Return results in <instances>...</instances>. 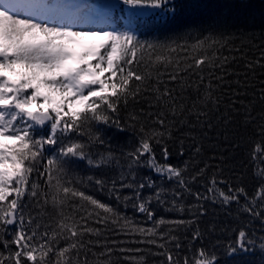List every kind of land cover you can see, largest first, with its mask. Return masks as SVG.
Instances as JSON below:
<instances>
[{"label":"trees","instance_id":"1","mask_svg":"<svg viewBox=\"0 0 264 264\" xmlns=\"http://www.w3.org/2000/svg\"><path fill=\"white\" fill-rule=\"evenodd\" d=\"M34 2H40L34 0ZM176 11L164 12L162 10L149 9L147 16H135V9L130 5H124L122 0H60L56 7H51L49 12L54 17L62 16L75 17L79 26L91 28L88 22L91 15L102 7L109 15L110 23H113V30L130 31L134 30L138 39L145 45L143 50H137V60L141 61L138 68L141 72H150L153 82L156 79V72L159 70L161 80L167 82L168 74L179 71L183 76V83L187 89L184 95L195 97L196 88L199 86V95L204 99L198 102V107L191 112H185L183 116L173 118L167 115V121H173L170 127L171 135H165L158 144L153 140L152 148L157 161L165 163L161 149L168 148L167 164L183 168L188 164V174H195L199 168L207 166L203 175L197 182L191 184L192 193H205L210 179L215 176L218 187L228 191V187H243L252 195L258 185L262 182L261 176L257 173L264 167L259 153L253 159V150L257 144L264 145V0H175ZM134 8V7H133ZM66 19V18H65ZM96 30L110 31L109 27L103 25L92 27ZM147 44L154 45L149 49ZM227 57L225 65L226 72L218 68L202 66L203 71L198 74L189 69L184 72L185 60L191 62L192 57L207 55L208 57ZM161 57L164 63L158 62ZM179 63V69L176 68ZM136 67V65H134ZM107 75V74H106ZM203 77V83H199L198 77ZM223 77V79H219ZM191 84V87L188 85ZM181 80L174 84L168 83V87H174L177 93L180 92ZM151 97H149V100ZM190 105L191 101H187ZM143 110V112L141 111ZM160 107L151 109L153 112L160 111ZM203 111L197 116V113ZM149 111L147 102L143 97L137 101L131 99L127 104L120 103L118 111L106 113L109 115V123L88 122L84 125L83 136L77 137L71 134V140L62 137L65 144L80 142L85 145L86 154L97 161L101 156L112 157V161L106 165L96 167L90 165L87 159H76L59 173L61 184L84 191L86 195L107 203L117 209L121 216H127L136 225L144 224L146 215L133 208V201H125L123 197L133 195V190L120 188L121 172L128 175V154L139 147L140 128H148L152 125L146 119ZM135 115L136 119L131 117ZM119 122V127L113 121ZM166 121V122H167ZM177 121H182L177 122ZM154 127L162 131L158 125ZM50 130V123L39 128V135H46ZM60 136V134H57ZM99 137V139H97ZM9 143H12L9 141ZM50 146L45 145L43 158L46 161L50 157L48 151ZM58 147V146H57ZM183 147V155L180 154ZM199 148L197 153L195 148ZM55 151V149H53ZM119 161V164L116 163ZM27 163V162H26ZM42 170V168H41ZM54 174L56 169H53ZM135 180L139 182L145 177H152L161 181L147 167H133ZM91 178V180L89 179ZM97 179L103 180V186L95 183ZM37 172L33 171L29 176V185L36 182ZM55 182V181H54ZM113 182L116 188L113 189ZM131 182V177H129ZM41 190L47 191L44 178L39 180ZM166 189L175 187L174 183L163 181ZM149 189H144L147 196ZM193 194L184 193L182 203L184 210H168L171 205H161L152 200L150 207L155 212V219L163 217L166 221L185 220L194 221L190 224H168L160 226V230L180 238L184 245L183 249L176 250L172 244L167 248L172 252L173 258L179 257L181 261L187 256L189 259L199 258L194 256L200 248H204L208 257L214 254L216 264H264V251L261 250V243H264V226L258 217H250L242 209L244 203L241 198L240 204L232 203L223 205L219 201L207 200L197 201ZM121 197L120 200L116 196ZM62 192L60 197H62ZM58 197V199L60 198ZM15 195L10 196L6 201H0V207L8 209V203ZM170 200V194L165 195ZM20 207L15 210L18 220L14 225H0V252L3 253L5 264H14L7 257L15 249V245L9 244L5 249L2 242L11 241L21 225L19 219L23 216L25 224L23 230L27 233L31 230L27 221L29 216L36 219V223L55 228L58 223L57 210L52 207L51 195L48 203L38 206L30 195L20 198ZM80 209L81 214L87 215L93 211V206L78 197L69 196L63 211L70 216H76L72 207ZM201 208L204 215H200ZM100 211V210H96ZM39 214V216H38ZM109 217L107 224H96L89 220L90 226L99 228V235H86L84 242L85 249L79 253V264H83L84 256L87 255L88 264H167L166 255H161L163 249L156 245L141 243L147 240L139 233L119 231L124 224L120 220L118 224L112 223V214H103ZM9 218V217H8ZM79 217L77 216V219ZM150 226V222H149ZM199 230L201 238L192 240V234ZM245 230L246 242H252L243 255L233 257L226 254L230 245L236 244L239 230ZM43 227L40 231L43 232ZM51 235V232H49ZM89 240L93 244H89ZM99 242L96 244V242ZM116 243H113V242ZM158 243H165L158 240ZM61 247L66 242L60 240ZM95 245V246H93ZM105 247L112 248L111 256L100 255ZM133 251L120 252L119 249ZM140 249L141 251H134ZM95 253V255H94ZM35 264H55L57 256L50 253L42 257L37 251ZM71 258L72 264H77V256L74 252L66 253L61 259ZM23 259V258H22ZM32 264V262H29Z\"/></svg>","mask_w":264,"mask_h":264},{"label":"snow or ice","instance_id":"2","mask_svg":"<svg viewBox=\"0 0 264 264\" xmlns=\"http://www.w3.org/2000/svg\"><path fill=\"white\" fill-rule=\"evenodd\" d=\"M122 2L134 8L162 10L173 14L177 8L175 0H122ZM39 7L40 5L34 0H0V201H6L10 196L15 195L7 206L11 211L0 207V225L16 223L14 213L20 207V198L25 195H30L41 207L43 206L41 202L47 204L51 195L52 207L57 210L59 219L56 227L51 228L36 223L37 218L29 216L27 224L29 226L35 224V226L26 233L23 230L25 221L21 216L19 219L21 228L15 233L13 240L2 242L5 249L10 243L15 245L14 251L7 259L14 261V264H29V262L35 264L37 261L35 253L40 251L41 258L55 253L57 256L55 264H61L60 258L66 253L74 252L79 264V253L86 248L84 237L99 235L101 231L90 226L89 220L96 224H107L109 217L102 215L103 213L112 214L113 224H118L120 220L124 221L119 231L139 233L143 237H148L147 240L139 242L163 249L160 254L166 255L167 264H216V256L213 254L209 258L203 247L198 253H193L199 258L189 259L185 256L183 261L179 257L174 259L167 244L171 243L176 250L183 249L184 245L178 236L172 234V230L164 232L160 230V226L165 223L190 224L194 221H166L163 217L155 219V212L150 207L152 200L155 199L161 205L170 203L171 207L168 210L182 212L184 193L193 194L191 184L197 182L207 167L205 165L196 170L195 174H188L187 162L183 168L167 164L166 146L161 149L165 163H160L155 157L151 143L155 140L159 144L165 132L171 135L170 127L173 121H167L168 114L175 118L198 107V102L204 99L199 95V86L196 88L195 97H186L184 92L187 89L181 72L169 73L167 82L161 80L162 73L159 70L156 72L154 82L150 72H141L138 68L141 61L137 60V50H143L145 45L140 42L134 30L122 32L74 30L71 23L50 24L47 18H36L32 13ZM149 14L132 13L138 17ZM146 47L151 49L154 45L147 44ZM227 59V57H217L215 54L213 57L207 55L192 57L191 62L185 60L183 71L187 72L191 69L198 74L203 71L202 66L207 65L226 72ZM157 61L164 63L161 57H157ZM179 67L177 63L176 68ZM178 79L181 80L179 93L176 88L167 86L168 83L174 84ZM198 79L202 84L203 77L199 76ZM138 97H143L147 102L149 111L146 119L150 120L153 126L148 128L141 126L139 147L128 154V175L125 176L121 172L120 188L133 190L131 197L125 196L123 199L132 200L133 208L146 215V221L141 225H136L131 218L121 216L117 209L91 195H86L84 191L64 186L59 176V173L76 159H87L90 165L94 164L96 167L110 163L113 159L110 156H101L94 162L86 154L83 143L65 144L62 137L71 140V134L77 137L83 136L82 129L88 122L109 123L110 117L106 113H115L120 103L126 105L129 99L137 101ZM189 100L190 105L187 103ZM157 106L160 107V111H151ZM202 114L206 113L201 110L197 116ZM131 118L135 120L136 116L133 115ZM46 122H50V130L46 135H39V128H43ZM177 122L182 123V121ZM113 123L119 127L118 121L114 120ZM155 125H158L162 131H158ZM58 133L60 136L57 135ZM45 145L50 146L48 149L50 157L46 161L43 158ZM194 151L198 153L200 149L197 147ZM257 153L264 163V145L257 144L254 147V160L257 158ZM180 154L183 155V147ZM116 163L119 164V161ZM134 166H147L161 183L157 184V180L150 176L137 182L133 172ZM33 171L37 172V180L29 185V176ZM257 174L261 176L262 182L252 195H249L243 187L229 186L227 192L220 189L218 183L224 181H217L215 176L210 179L204 194L196 192L193 195L197 201L211 198L214 202L219 201L223 205L240 204L243 198V211L250 217L260 218L264 226V167ZM40 178H44L47 191L41 190ZM164 180L174 183L175 187L166 189ZM95 183L103 186L105 182L97 179ZM115 188L113 182V189ZM146 188L150 190L147 196L144 195ZM61 192L62 197H60ZM166 193L170 194V200L165 198ZM69 196L88 202L93 206V211L83 215L80 211L83 205L79 208L73 206L71 210L76 212V216L68 215L63 208ZM116 199L120 200L121 197L117 195ZM204 214L201 208L200 215ZM41 227L44 229L43 232L40 231ZM246 235L245 230H239L236 244L230 245L226 254L233 257L241 256L253 247L252 242L245 241ZM200 238L201 233L197 229L192 234V240ZM60 240L66 242L65 246H60ZM158 240H163L165 243H158ZM88 243L93 244L91 240ZM98 243L97 241L96 244ZM260 247L264 251V243H261ZM119 251L133 250L121 248ZM112 252V248L105 247V251L100 255L106 253L111 256ZM0 264H5L2 252H0ZM63 264H72L71 258L64 260ZM83 264H88L87 255L84 256Z\"/></svg>","mask_w":264,"mask_h":264},{"label":"rangeland","instance_id":"3","mask_svg":"<svg viewBox=\"0 0 264 264\" xmlns=\"http://www.w3.org/2000/svg\"><path fill=\"white\" fill-rule=\"evenodd\" d=\"M40 2H35L36 4L40 5V7L36 10L33 11V15L38 18V19H43V18H47V22L50 24H59V23H71L74 30H89V28H84L79 26V24L77 23L75 17L71 16V17H65V18H53L51 15L48 14L49 12V8L50 5H54L55 3H57L58 0H39ZM135 9L136 12H148L149 9L148 8H133ZM107 25L109 24L108 21V12L105 10H101L100 9V14L94 16L93 21L91 23L92 26H97V25ZM110 31L113 30V23H110ZM92 30H96L93 28H90ZM89 43H91V41H89ZM50 122H46L45 125H47ZM15 216H16V222L18 220L17 214L15 212Z\"/></svg>","mask_w":264,"mask_h":264},{"label":"water","instance_id":"4","mask_svg":"<svg viewBox=\"0 0 264 264\" xmlns=\"http://www.w3.org/2000/svg\"><path fill=\"white\" fill-rule=\"evenodd\" d=\"M14 214H15V213H14ZM9 218H11V217H9ZM14 224H15V223H14ZM14 224H11V226L14 225Z\"/></svg>","mask_w":264,"mask_h":264}]
</instances>
